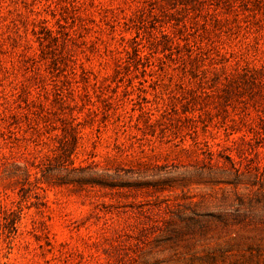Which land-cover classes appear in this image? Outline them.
<instances>
[{"label":"rangeland","instance_id":"rangeland-1","mask_svg":"<svg viewBox=\"0 0 264 264\" xmlns=\"http://www.w3.org/2000/svg\"><path fill=\"white\" fill-rule=\"evenodd\" d=\"M0 264H264V0H0Z\"/></svg>","mask_w":264,"mask_h":264}]
</instances>
